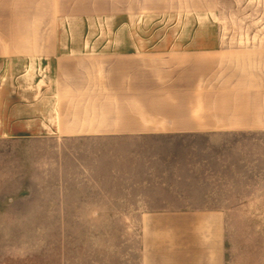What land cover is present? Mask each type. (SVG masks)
<instances>
[{
    "label": "rangeland",
    "instance_id": "374dc122",
    "mask_svg": "<svg viewBox=\"0 0 264 264\" xmlns=\"http://www.w3.org/2000/svg\"><path fill=\"white\" fill-rule=\"evenodd\" d=\"M152 2L160 8L128 9L124 17L107 0H0V56L12 55L0 57V86L52 80V68L44 71L39 59L18 55L50 49L57 37L66 54L113 53L137 39L145 47L151 37L214 33L230 46L232 36L264 34V0ZM166 3L183 8H162ZM186 73L185 80H198L197 70ZM64 145V158L85 148L89 153L80 160L103 162L110 175L98 173L103 185L80 195L84 200L62 195L54 201L52 194L42 213H0V264H207L205 252L213 255L208 264H264V213L231 201V186L204 183L206 138L111 136ZM224 174L219 181L229 182V170Z\"/></svg>",
    "mask_w": 264,
    "mask_h": 264
},
{
    "label": "crops",
    "instance_id": "0c3cea01",
    "mask_svg": "<svg viewBox=\"0 0 264 264\" xmlns=\"http://www.w3.org/2000/svg\"><path fill=\"white\" fill-rule=\"evenodd\" d=\"M149 1L107 0L124 17L128 9L160 8ZM171 7L183 8H162ZM233 37L230 46L214 33L151 37L145 47L137 39L113 53L66 54L57 37L50 49L24 50L18 56L39 59L54 76L0 86V213H42L47 201H61L62 195L84 200L80 195L103 185L97 174L104 178L110 168L80 160L89 153L85 148L64 158V141L111 136L206 138L204 183L229 185L231 201L252 203L248 213H264V34ZM191 69L197 81L185 80ZM228 170L230 181H219ZM52 194L56 198L48 200ZM212 258L201 255L208 263Z\"/></svg>",
    "mask_w": 264,
    "mask_h": 264
}]
</instances>
